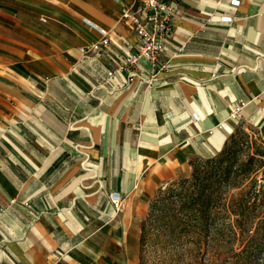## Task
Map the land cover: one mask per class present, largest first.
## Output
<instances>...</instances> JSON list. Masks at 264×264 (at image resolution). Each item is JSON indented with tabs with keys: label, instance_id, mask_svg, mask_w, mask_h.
<instances>
[{
	"label": "crops",
	"instance_id": "1",
	"mask_svg": "<svg viewBox=\"0 0 264 264\" xmlns=\"http://www.w3.org/2000/svg\"><path fill=\"white\" fill-rule=\"evenodd\" d=\"M164 1L156 68L118 71L139 0H0V264H139L159 188L240 127L264 141V0Z\"/></svg>",
	"mask_w": 264,
	"mask_h": 264
},
{
	"label": "trees",
	"instance_id": "2",
	"mask_svg": "<svg viewBox=\"0 0 264 264\" xmlns=\"http://www.w3.org/2000/svg\"><path fill=\"white\" fill-rule=\"evenodd\" d=\"M148 222L192 231L197 241L215 225L216 235L227 233L235 246L218 264H255L264 248V141L237 129L216 156L194 162L190 176L159 188L140 225L139 264Z\"/></svg>",
	"mask_w": 264,
	"mask_h": 264
},
{
	"label": "rangeland",
	"instance_id": "3",
	"mask_svg": "<svg viewBox=\"0 0 264 264\" xmlns=\"http://www.w3.org/2000/svg\"><path fill=\"white\" fill-rule=\"evenodd\" d=\"M238 129L251 138L260 139L258 132L253 127L245 126ZM214 226L210 225L201 241H197L196 233L192 231L180 229L168 231L164 229V225L157 228L148 222L143 253L144 264H218L220 261L228 262L233 256L232 250L235 246L230 244L227 233L223 238L216 235ZM255 264H264V248Z\"/></svg>",
	"mask_w": 264,
	"mask_h": 264
},
{
	"label": "built area",
	"instance_id": "4",
	"mask_svg": "<svg viewBox=\"0 0 264 264\" xmlns=\"http://www.w3.org/2000/svg\"><path fill=\"white\" fill-rule=\"evenodd\" d=\"M139 8L137 12L126 9L121 18L128 21L136 39V49L133 53L125 55L121 58L117 65V70H132L140 60H148L153 69L157 66L159 54L163 50V44L169 37L171 32V22L175 9L168 5L164 0H139ZM232 4H237L233 1ZM226 22L230 18L221 19ZM108 45L107 37H102L96 43L90 44L78 49L79 53L84 56L90 53H97L102 47ZM184 49V45L180 47V51ZM113 72L108 73V78ZM131 74L134 75L133 72ZM242 106V104H241ZM236 110L232 116H235ZM109 201L114 209L120 208L122 204L121 196L118 192L109 193Z\"/></svg>",
	"mask_w": 264,
	"mask_h": 264
}]
</instances>
